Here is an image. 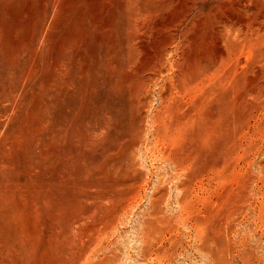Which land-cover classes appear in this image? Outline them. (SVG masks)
I'll return each instance as SVG.
<instances>
[{"label":"rangeland","instance_id":"rangeland-1","mask_svg":"<svg viewBox=\"0 0 264 264\" xmlns=\"http://www.w3.org/2000/svg\"><path fill=\"white\" fill-rule=\"evenodd\" d=\"M0 264H264V0H0Z\"/></svg>","mask_w":264,"mask_h":264},{"label":"bare ground","instance_id":"bare-ground-1","mask_svg":"<svg viewBox=\"0 0 264 264\" xmlns=\"http://www.w3.org/2000/svg\"><path fill=\"white\" fill-rule=\"evenodd\" d=\"M161 59V58H160ZM157 64V63H156ZM159 69V68H158ZM160 70V69H159ZM166 90V89H165Z\"/></svg>","mask_w":264,"mask_h":264}]
</instances>
